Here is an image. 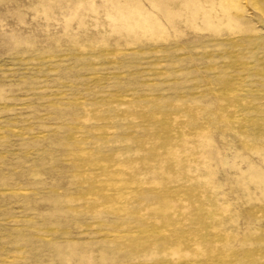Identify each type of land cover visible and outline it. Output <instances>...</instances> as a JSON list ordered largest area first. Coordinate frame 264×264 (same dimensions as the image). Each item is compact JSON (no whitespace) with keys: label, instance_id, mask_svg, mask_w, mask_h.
Listing matches in <instances>:
<instances>
[{"label":"rangeland","instance_id":"374dc122","mask_svg":"<svg viewBox=\"0 0 264 264\" xmlns=\"http://www.w3.org/2000/svg\"><path fill=\"white\" fill-rule=\"evenodd\" d=\"M0 264H264V0H0Z\"/></svg>","mask_w":264,"mask_h":264}]
</instances>
